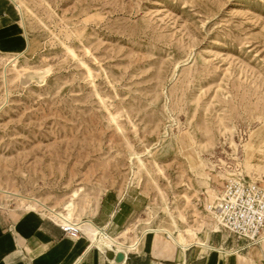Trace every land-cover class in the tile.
Returning <instances> with one entry per match:
<instances>
[{
  "label": "rangeland",
  "instance_id": "rangeland-1",
  "mask_svg": "<svg viewBox=\"0 0 264 264\" xmlns=\"http://www.w3.org/2000/svg\"><path fill=\"white\" fill-rule=\"evenodd\" d=\"M9 1L26 49L0 51V191L21 198L1 210L190 245L227 179L264 186V0ZM111 195L136 204L116 235Z\"/></svg>",
  "mask_w": 264,
  "mask_h": 264
},
{
  "label": "crops",
  "instance_id": "crops-1",
  "mask_svg": "<svg viewBox=\"0 0 264 264\" xmlns=\"http://www.w3.org/2000/svg\"><path fill=\"white\" fill-rule=\"evenodd\" d=\"M25 45L17 8L0 0V51L21 52ZM130 200L105 196L95 215L97 225L110 235L119 233L135 214ZM12 212L0 209V264H264V239L246 245L217 228L206 230V243L197 239L200 244H185L184 249L166 233H150L137 250L118 252L115 247H90L89 239L64 234L60 225L38 213Z\"/></svg>",
  "mask_w": 264,
  "mask_h": 264
},
{
  "label": "built area",
  "instance_id": "built-area-1",
  "mask_svg": "<svg viewBox=\"0 0 264 264\" xmlns=\"http://www.w3.org/2000/svg\"><path fill=\"white\" fill-rule=\"evenodd\" d=\"M218 217L221 227L246 245H256L264 234V186L258 182L233 176L227 179L219 198L210 208ZM71 236H78V230L59 226Z\"/></svg>",
  "mask_w": 264,
  "mask_h": 264
},
{
  "label": "bare ground",
  "instance_id": "bare-ground-1",
  "mask_svg": "<svg viewBox=\"0 0 264 264\" xmlns=\"http://www.w3.org/2000/svg\"><path fill=\"white\" fill-rule=\"evenodd\" d=\"M16 5V8L21 16V19L23 18V13H22V10H21V5L19 3L15 4ZM22 20H21V25H22ZM0 194H2L4 196L5 199H8V198H15V199H20L21 197L18 196V195H12L8 192H4V191H0ZM28 202H24V209L25 211L27 212H36L38 209H41V210H45L47 211L51 217L53 218L54 222L60 226H63V227H68L70 229H73V230H78L80 231V228L81 226H79L78 224H74L71 222V213H70V208L72 207V205H68L66 207V214H61V213H56L54 212L52 209L50 208H47L46 206H44L42 203H40L39 201L35 200V199H28L27 200ZM210 215H211V218L214 219L215 221V225L214 227L217 228V229H220L221 232L225 233V234H229V232H227L225 229H223L221 227V224H220V221L218 219V217L216 216V214L210 210ZM80 227V228H78ZM213 229V227L208 230H211ZM81 232V231H80ZM150 233H154V234H159V233H166L170 240L174 243V244H178V245H181V247L184 249L186 246H185V242L181 236V234L178 235V237H174L170 232L168 231H165V230H154V229H149V230H146L142 233L141 237L138 238V240L136 242H133L132 244H122L118 241H116L115 239H112L110 238L109 236H107L104 231H100L98 229L95 228V230L93 232H90L88 233L90 235V247L91 246H96V247H100L101 245H105L106 247H110V244L111 246L115 247V250L118 251V252H121V251H134V250H137L138 247H139V243L140 241H144L145 237L150 234ZM78 237V236H77ZM264 239V234L262 236V241ZM197 244H200L199 242H196ZM112 248V247H110ZM115 254L117 259L118 260H121L123 258V255L121 253H118Z\"/></svg>",
  "mask_w": 264,
  "mask_h": 264
}]
</instances>
